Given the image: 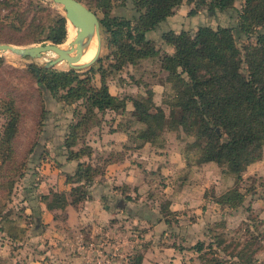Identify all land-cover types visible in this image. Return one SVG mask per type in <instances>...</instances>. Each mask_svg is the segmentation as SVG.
Segmentation results:
<instances>
[{
    "label": "trees",
    "instance_id": "16d2710c",
    "mask_svg": "<svg viewBox=\"0 0 264 264\" xmlns=\"http://www.w3.org/2000/svg\"><path fill=\"white\" fill-rule=\"evenodd\" d=\"M82 1L87 4L94 0ZM181 1L132 0L138 13V17L133 16L135 23L132 25L130 19L116 16L109 18L105 12V17L99 19L102 32L107 35L108 47L117 48L120 64L158 55L162 68L168 72L166 80L170 92L162 99L166 108L153 102L151 89L146 96L132 99V115L143 124L139 134L141 142H154L167 130H182L195 139L197 163L214 161L225 165V172L239 180L249 164L261 159L264 144V0H243L241 9H236V0H187L197 5L192 13L201 6L210 12L234 10L236 22L214 29L201 26L193 34L164 32L160 36L163 44L173 52L160 55L147 33L171 15ZM95 3L99 7L109 6V0H95ZM9 5V0H0V9ZM14 8L0 14V42L26 45L47 39L60 44L66 40L64 16L58 15L41 39L44 30L40 29L35 16L29 17L28 9ZM232 29L254 34L242 51L235 46ZM123 40L126 42L122 43ZM28 73L57 101H80L86 108L83 120L69 127L74 133L64 144L68 158L77 161L74 171L66 174V182L71 184L70 200L63 192L52 190L40 196L49 210L64 209L67 205L77 207L81 201L90 199L86 185L90 186L110 161H105L101 167L102 164L87 160L92 154L91 147L82 143L74 149L79 138L75 132L86 133L100 125L97 113L123 110L125 104L109 92L104 73H100L99 86L89 83L92 76L81 77L73 69L56 71L29 65ZM2 101L9 115L5 134L10 136L19 121V112L14 98ZM40 112L44 113L42 106ZM93 119L96 121L92 122ZM200 140L203 142L197 143ZM79 187L83 191H78ZM243 201L238 189L232 188L220 196L219 203L237 207ZM247 235L244 241L213 235L206 249L204 242L198 241L191 247L198 253V262L189 264H254L255 254L263 248L255 245L258 240L252 232ZM132 264H138V259L132 260Z\"/></svg>",
    "mask_w": 264,
    "mask_h": 264
},
{
    "label": "rangeland",
    "instance_id": "374dc122",
    "mask_svg": "<svg viewBox=\"0 0 264 264\" xmlns=\"http://www.w3.org/2000/svg\"><path fill=\"white\" fill-rule=\"evenodd\" d=\"M79 1L93 10L99 19L104 18L105 12H107L109 18L116 16L118 18L130 19L131 24L133 25L135 23L133 16L138 17V13L135 11L132 0H109V6H106L105 8L103 6L99 7L96 5L95 0L87 4L82 0ZM9 4V6L0 9V14H7L11 7H15L14 9L17 8L19 10L28 9V16H35L37 19L36 21L40 23V29L44 30L43 33H41V39L46 36L47 30H49L48 27L53 26L57 16H64L62 8L57 4L49 2L48 0H9ZM242 4L243 0H236L234 5L236 9H241ZM196 7L197 5L195 1L187 2V0H182L178 6L174 7L171 15L163 20L154 30L147 33V37L152 40L155 48L159 49L160 55L164 52H173L172 48L163 44L164 42L160 36L164 32L172 31L177 34L182 31H186L193 34L201 26H209L214 29L218 26L233 25L236 22L237 15L234 10L225 13H220L218 11L210 12L206 10L205 7L201 6L197 9L196 13H192L191 11ZM66 28V40L60 44H65L68 38L67 21ZM102 31L103 30L100 24L101 51L97 60L91 65L93 66V69L88 71L91 67L89 66L83 69H78L77 72L81 77L92 76L89 83H94L97 86L100 85V73H104V79L108 84V88H110L112 93H116L120 100H123L125 108L118 111L97 113V119L101 120L100 124L103 128L108 129L110 126L120 127L126 132L128 139L121 148L117 147V149L109 152L103 151L100 153V149H95L97 150L96 152L93 150L95 147H92L93 149L91 150L94 153V161H97L95 164L97 165L99 162L100 165L102 164L101 167L107 160L118 161L123 159L124 156L126 157V155L134 158V163H137L136 159H138L139 156L138 149H143L146 143H142L141 138L139 137L143 124L136 121L132 115V99L138 98L142 95L146 96L147 90L151 89L153 92V102L156 105H161L166 108L167 106L162 102V99L170 92V84L166 80L168 72L162 68L161 62L157 58L158 55L153 58L145 57L138 60L136 63L127 62L125 64H120L117 48L108 47L107 35H105ZM232 32L234 34L233 37L235 39V46L240 51L243 50L242 48L245 43L253 40L254 38V34H244L239 29H232ZM44 42L50 41L44 39L40 42L32 44H41ZM123 42H126V40H123L122 43ZM0 58V264H13L9 256L10 254H14L12 253V248H8V246L3 245V242L6 239L5 236H19L20 238H23L28 234L30 236L34 235L35 232H39L41 230L40 223L34 222L33 216L29 215L28 212L34 204H37L38 196L40 194L38 189H41L39 185L46 183L45 186H48L54 178H62L63 180L64 172L72 168L67 166L61 168V172H59L58 169L55 168L58 167L55 160H61L60 155L64 150H66L64 146L65 141L69 136L71 138L74 133L71 132L69 127L73 126L77 122L80 123L81 120H83L81 117L85 113L86 108L80 103V101L79 103L77 101H72L70 103L57 101L50 92L44 91V89L39 86L35 82L34 78L28 73L29 65L43 67L44 63L52 60L54 55L51 53H43L40 58L35 59L20 57L11 53H3L0 54ZM50 68L56 71H68L72 69L65 61L58 62ZM10 97L14 98L16 101V108L19 112V121L16 124L12 135L7 136V134H5V129L9 115L5 110L2 100H6ZM41 106L44 110V113L42 114L40 112ZM94 120L96 121V119H93L92 122ZM94 127L95 126L90 129L91 132ZM89 131L86 133H83V131L75 132L77 137H79L78 144L75 145V148H78L82 142H85ZM80 136L83 137L80 138ZM106 138L108 137L106 136L104 139ZM202 142L203 141L201 140L197 141V143ZM62 145L64 148H62ZM147 145L149 146L150 151H147L146 154L152 156L163 154V149L171 148L168 145H173L172 147L177 145L180 147L181 153L184 154L187 161L195 163V165L207 163H197L195 161L197 158L198 146L195 143L194 137L182 130L164 131L159 137H157V139L154 140V142H147ZM83 146L86 145L84 144ZM53 157H56V159ZM263 157L264 144L261 149V159ZM49 159H52L53 161H50ZM139 160L147 162L148 158L145 156L144 158H139ZM209 162H213L216 165V174L219 176L218 180L225 178L224 180L228 182L229 178H232L233 184L231 183V186H233L229 189L237 188L238 192L243 196L244 201L237 207L223 206L219 203L220 196L229 189L221 194H216L214 186L205 190L206 198L210 196V200L220 206H223L224 208H227V210H236L242 206L246 209L245 206L249 205L250 201L247 202L246 195L262 194V190H264L262 183L254 186L252 185L253 183L250 184L251 182L242 179V174L245 170L242 171L240 179L235 180L231 174L225 172V165H219L214 161ZM141 165L143 164H140V166ZM151 172H153V170L149 169V173ZM220 185L222 184L220 183ZM91 186L92 184L90 186L86 185L87 192L90 197L92 196ZM118 187L119 186H115L114 188ZM110 188H112V186ZM150 190L152 194L151 197L147 198V200H150V202L153 203L157 202V204L161 206L162 213L178 225L174 228L172 227L171 229H166V237L168 240L172 241L174 238L172 233L176 234L175 231L180 229L182 225L183 227L185 224L187 225L189 223V217L183 215L182 212H170L166 209V199H164V196L161 194L159 186H153ZM44 191H46V189ZM78 191H83V189L79 187ZM58 192H63L67 196L68 200H70V196H68L69 191L63 190ZM105 194L106 195H104V199L102 200L103 206L119 208L118 204L125 205V202L119 199V196L120 198L124 197L123 194L117 195L118 197L116 198L115 196L111 198V195L107 194V192ZM83 202L84 200L81 201L80 204ZM80 204L77 206L79 207ZM244 211L245 214L242 217L243 219H247L248 211ZM64 214V212L58 214L57 222L61 236H67L65 247L68 251L64 250L62 246L58 244L59 242H57L59 251L51 252L50 260L48 259L46 264H65L63 262V260H67L65 257L71 258L70 256L72 253L76 252L73 244L75 245V240L78 237L77 233L81 230L72 229L68 223H65V221H63ZM251 218L252 217L250 215L248 220ZM178 219H180V221H178ZM245 219L239 222L237 226L233 224L228 228L225 226V221L223 219H219L217 220L215 226L204 228V232L205 230L207 231L205 234L211 236L209 240H205L206 242L204 241L205 249L211 242L210 240L213 235H220V237L224 236L223 238L227 237V239L233 238L244 241L248 237V232H252L254 234L253 231H250V229L247 228L246 224H248V220ZM122 220H125V218L122 219L121 217L119 220L121 223L118 227L108 223L103 227V229H101L99 237L95 239H101L103 236L102 232L106 231L112 236L109 237L108 242L111 241V244L117 243L121 245L120 248L124 252H128L130 250V239L135 234L138 235L142 244V229L144 230L145 228H142L137 224H133L130 221L124 223ZM21 224H27V226L24 227ZM23 229H26V232L22 235L24 231ZM245 229H248V232H246ZM169 230H172V232ZM28 238L30 237H27V240ZM44 239L46 238L40 235L36 239L24 242L27 247L25 250L30 251L33 254L34 250H42L44 248L43 246L39 247L40 249H37L38 246L34 247V245L39 243L43 244ZM60 241H62V239ZM255 242V245L260 244L263 248L264 244L259 241ZM189 246L191 247L190 243H187L186 247H183V249H192L189 248ZM139 247L135 246L132 249L131 255L128 256L129 264L130 262L132 264L131 256L139 249ZM108 249L109 248L106 245L105 250L108 251ZM4 250L5 252H3ZM92 258L95 259V255L87 256V254H82V260H80L81 264H89L88 261H92ZM69 260V264H77L74 260Z\"/></svg>",
    "mask_w": 264,
    "mask_h": 264
},
{
    "label": "crops",
    "instance_id": "0c3cea01",
    "mask_svg": "<svg viewBox=\"0 0 264 264\" xmlns=\"http://www.w3.org/2000/svg\"><path fill=\"white\" fill-rule=\"evenodd\" d=\"M109 92L116 95V93L110 91V88ZM106 136L108 138L104 139ZM127 139L126 132L120 127L110 126L107 129L100 124L96 125L92 132L91 130L88 132V137L85 139L84 144L89 145L91 149L95 147L93 150L100 149V153H102L103 151L115 150L117 147L121 148ZM168 146L171 148L163 149V154L152 156L146 154L147 151H150L146 142L143 149H138L137 163H134V158L129 155L118 161L113 160L106 163L103 172L95 176L91 186L92 196L90 199L85 200L79 207L67 205L64 209L49 210L40 197L42 194H49L50 190L69 191L71 189V184L66 182V174H71L74 171L77 161L69 159L66 150H64L60 155L61 160H55L58 166L55 168L61 172V168L70 166V168L72 167L71 171L64 172L63 180L62 178H54L48 186H45L46 183L40 184L41 189H38L40 194L37 204H34L28 212L29 215L33 216L34 222L40 223L41 230L31 236L26 234L27 236L23 238L5 236L6 239L3 245L8 246V248L11 247L12 253H14L9 255L12 263L46 264V261L50 260V253L59 251L58 244L68 251L65 247L67 236H61L57 222L58 214L61 212L65 213L63 220L65 223H68L72 229L81 230L77 233L78 237L76 236L75 245L73 244L77 253H72L71 258L63 256L67 259L63 260L65 264L70 263L69 259L81 264L82 254L76 245L78 239L87 242L93 238H98L101 229L108 223L118 227L121 223V221L119 222L121 217L122 219L125 218V220H122L124 223L130 221L145 228L144 230L142 229V244L131 256L133 262L138 259V264H189L190 262H198V253L193 249L188 250L183 249V247H186L187 243H190L192 247L198 241L209 240L211 236L205 234L207 231L205 230L204 232V228L215 226L219 219L225 221L226 228L233 224L237 226L239 222L245 219L242 217L245 214L244 210L248 211V216L245 220H248L250 215L252 217L248 220L246 226L250 231L254 232L257 240L264 244V190H262L261 195H246L247 202L250 201L248 206H245L246 201L244 202L246 209L242 206L236 210H227V208L210 200V196L206 198L205 190L214 186L216 189L215 193L221 194L233 186H231V183L233 184L232 178H229L231 182L229 180L228 182L225 181V178L218 180L216 165L213 162L195 165V163L186 160L184 154L181 153L180 147L177 145L175 147H172L173 145ZM62 148H64L63 145ZM74 149L77 148L74 147ZM95 151L97 152V150ZM145 156L148 158L147 162L139 160V158H144ZM94 159V153L92 152L87 160L92 163L97 162ZM49 160L53 161L52 159ZM98 164L100 163L98 162ZM140 164H143L141 165L142 167ZM149 169L153 170V172L149 173ZM242 179L251 182L250 184L253 183L252 185L254 186L261 183L264 186V157L249 164L242 174ZM111 186L112 188H110ZM115 186L120 188H114ZM153 186L160 187V192L166 199L165 206L167 210L170 212H182L183 215L189 217L187 225L185 224L184 227L182 225L180 229L175 231L176 234L172 233L174 236L172 241L166 237V229H171L178 225L162 213L161 206L157 202L153 203L147 200V198L151 197L150 188ZM45 189L46 191H44ZM255 190L258 191L257 189ZM106 192L111 195V198L113 196L116 198L118 197L117 195L123 194L124 197L120 198L119 196V199L123 200L125 205L118 204L119 208L103 206L102 200ZM21 225L27 226V224ZM25 232L26 229L22 235ZM40 235L46 239H44L43 244H35L34 247L38 246L37 249H40L39 247L43 246L44 248L42 250H34V254L26 251L27 247L24 242L36 239ZM27 237L30 238L27 240ZM61 239L62 241H60ZM57 242L59 243L57 244ZM191 247L189 246V248ZM254 264H264V246L263 249L255 254Z\"/></svg>",
    "mask_w": 264,
    "mask_h": 264
},
{
    "label": "water",
    "instance_id": "95a60500",
    "mask_svg": "<svg viewBox=\"0 0 264 264\" xmlns=\"http://www.w3.org/2000/svg\"><path fill=\"white\" fill-rule=\"evenodd\" d=\"M48 1L62 8L66 21L76 30L74 39L67 46L52 42L26 45L0 42V54L11 53L35 59L40 58L43 53H51L54 58L43 64L45 68H50L61 61L67 62L69 67L75 70L91 66L101 51L100 20L97 14L79 0ZM94 38L96 39L94 56L89 61L80 63V59Z\"/></svg>",
    "mask_w": 264,
    "mask_h": 264
},
{
    "label": "built area",
    "instance_id": "2783aa9c",
    "mask_svg": "<svg viewBox=\"0 0 264 264\" xmlns=\"http://www.w3.org/2000/svg\"><path fill=\"white\" fill-rule=\"evenodd\" d=\"M101 239H91L87 242L78 239L76 243L77 249L81 254L95 255V259L88 261L89 264H129L128 256L131 255L132 249L136 246L139 247L141 240L137 234L130 239V250L128 252L122 251L119 244H111L108 242L109 237H112L108 232H102ZM114 235V234H113ZM108 246V251L105 250V246Z\"/></svg>",
    "mask_w": 264,
    "mask_h": 264
},
{
    "label": "bare ground",
    "instance_id": "6f19581e",
    "mask_svg": "<svg viewBox=\"0 0 264 264\" xmlns=\"http://www.w3.org/2000/svg\"><path fill=\"white\" fill-rule=\"evenodd\" d=\"M75 31H76L75 28L72 27L70 23H68V38L64 46H67L69 42L75 37ZM95 50H96V39L94 38L79 62L83 63L89 61L94 56Z\"/></svg>",
    "mask_w": 264,
    "mask_h": 264
}]
</instances>
